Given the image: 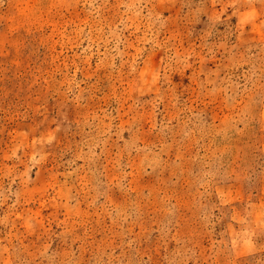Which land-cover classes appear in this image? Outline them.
<instances>
[{"label":"rangeland","instance_id":"374dc122","mask_svg":"<svg viewBox=\"0 0 264 264\" xmlns=\"http://www.w3.org/2000/svg\"><path fill=\"white\" fill-rule=\"evenodd\" d=\"M0 264H264V0H0Z\"/></svg>","mask_w":264,"mask_h":264}]
</instances>
